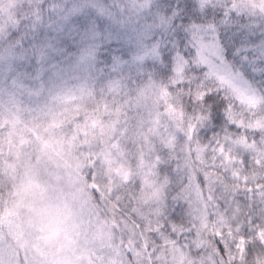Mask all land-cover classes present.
<instances>
[{"label":"snow or ice","instance_id":"snow-or-ice-1","mask_svg":"<svg viewBox=\"0 0 264 264\" xmlns=\"http://www.w3.org/2000/svg\"><path fill=\"white\" fill-rule=\"evenodd\" d=\"M14 6L21 11L13 13ZM113 37L124 47L113 49L100 74L79 75ZM70 95L83 101L78 107L85 127H99L103 137L105 115L119 127L109 143L120 157L121 175L149 203L159 201L170 181L185 179L188 165L180 164L178 139L189 154L207 150L196 132L204 124L212 132L207 148L236 189L237 207H228L243 216L236 221V248L248 255L264 250V177L245 174L251 165H264V135L254 132L264 131V0H9L7 16L0 11V102L7 96L15 105L48 106ZM201 99L214 107L193 127L195 117L185 109L194 113ZM188 179H196L195 170ZM188 234H194L191 227ZM212 236L219 251H230L223 232Z\"/></svg>","mask_w":264,"mask_h":264},{"label":"rangeland","instance_id":"rangeland-1","mask_svg":"<svg viewBox=\"0 0 264 264\" xmlns=\"http://www.w3.org/2000/svg\"><path fill=\"white\" fill-rule=\"evenodd\" d=\"M95 143L78 106H45L43 101L15 105L7 96L0 102V185L12 234L27 235L34 227L46 230L34 264H147L154 246L164 243L154 206L123 179L121 164L96 168L91 182L82 176L89 167L85 158L90 152H85ZM93 188L101 190L121 217L132 253L116 248L100 223L91 203ZM141 250L143 257L138 256Z\"/></svg>","mask_w":264,"mask_h":264},{"label":"clouds","instance_id":"clouds-1","mask_svg":"<svg viewBox=\"0 0 264 264\" xmlns=\"http://www.w3.org/2000/svg\"><path fill=\"white\" fill-rule=\"evenodd\" d=\"M20 2L21 0H16V4ZM8 3L9 0H4L3 5L0 6V11L5 16L8 14ZM11 11L16 13L20 12L21 9L14 6ZM69 45L71 51L75 52V46L71 41ZM122 47L124 45L118 42L115 37L111 41L102 42L97 50L95 64L91 68L81 69L78 74L84 77L98 76L100 71L106 67L109 57L113 54V49ZM76 83V81H71L69 88H74ZM209 86H212L211 83ZM220 96H223V92L220 93ZM185 102L187 103V97H185ZM192 103L195 104L196 100L193 99ZM63 104L71 107H83V101L78 96L70 95L69 99L64 101ZM190 107L186 108L185 111L189 118L195 117L192 120V125L195 127L197 120L202 115L207 116L214 105L212 102L205 104L201 99L199 107L194 113L189 110ZM202 109L205 111H202ZM89 111H91V108H89ZM220 112L223 113V108L220 109ZM102 118L105 131L103 137L99 134V127L96 130H93L90 125L86 127L91 138L96 141L90 150V158H85L89 164L87 179H91V173L96 168L103 169L109 164L113 166L121 164L120 157L112 151L109 143L111 137L119 132V127L112 124L111 117L105 115ZM200 129H204V131ZM232 131L235 132V129ZM196 132L200 144L207 150L199 154H189L187 144L178 139L176 153L180 157V164L181 166L188 165V170L184 173L185 179L181 183L170 181V185L165 186L162 191L159 201L151 203L154 206L151 207V210L156 214L158 228L165 229V231L161 233L157 230L163 236L164 243L154 246L152 253H149L152 259L147 261V264H232L233 261L234 264H264V250L259 247L252 255L247 254L246 248L237 250L235 242L239 240L240 234L235 230L238 227L236 221L239 220L242 223L243 216L239 213H233L228 207L229 204L232 208L237 207L236 203H232L236 189L233 187L231 173L225 170L218 158L213 160V153L210 148H207L212 132L205 128L204 124H200ZM205 132L207 137H205ZM217 132H219V128H217ZM254 132H260L261 135H264V131L261 129H255ZM240 135H245L243 129H241ZM119 138L117 136V139ZM138 147L139 145H137ZM193 148H195V145H193ZM172 167L173 169L176 168L175 162ZM192 170H195L196 179L190 182L188 176ZM245 174L250 178L264 177V165H251ZM197 184L199 185L198 188ZM228 190L233 195H228ZM101 194V190L97 188L95 195L99 197ZM225 196H227V203H225ZM176 197H180V199L177 203H173ZM237 203L240 212L247 215L248 209L244 207L243 202L238 201ZM205 204H207V208H204ZM259 208L264 209V203H260ZM196 209H199V211L197 212ZM157 210L164 215V219H159ZM173 213L175 214L173 215ZM166 220L169 222L168 226L165 225ZM190 227L193 229L194 234L192 235L188 234ZM214 230L223 232L224 239L231 246L230 251L221 252L218 250L216 243L218 237L214 238L212 236ZM164 233H167V235H164ZM173 233L175 234L173 235ZM45 234L46 230L34 227L28 230L27 235L6 236L3 241H0V264H34L39 255L37 249L40 245H43ZM193 240L200 243L193 246L191 244ZM248 240L251 241L252 237H248ZM260 244L264 245V239L260 240ZM138 256L143 257L144 251L141 250ZM229 256H231V260L228 259ZM49 264H55V262L50 261ZM140 264H145L144 260H141Z\"/></svg>","mask_w":264,"mask_h":264},{"label":"trees","instance_id":"trees-1","mask_svg":"<svg viewBox=\"0 0 264 264\" xmlns=\"http://www.w3.org/2000/svg\"><path fill=\"white\" fill-rule=\"evenodd\" d=\"M91 149L92 148H90L89 151H86L85 154L89 153ZM88 168L83 170L82 176L85 178V180L91 182L93 180V173H91V179H87L89 176ZM95 190V188L91 189L90 197L91 203L97 211L100 223L106 226L111 236L115 239L116 248L126 252L127 254L132 253L134 251V246L132 241L126 235V231L121 223V217L116 212H113V208L110 207L103 194H101L99 197L95 195ZM8 212L9 207L8 200L6 198V192L0 185V235L3 237V239L6 236H13L10 226L11 217Z\"/></svg>","mask_w":264,"mask_h":264}]
</instances>
